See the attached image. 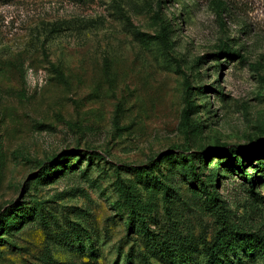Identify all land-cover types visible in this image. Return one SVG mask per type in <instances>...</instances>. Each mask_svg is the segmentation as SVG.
<instances>
[{"label":"rangeland","instance_id":"rangeland-1","mask_svg":"<svg viewBox=\"0 0 264 264\" xmlns=\"http://www.w3.org/2000/svg\"><path fill=\"white\" fill-rule=\"evenodd\" d=\"M263 145L264 0H0V218L23 215L0 264H175L149 240L167 232L204 264L221 219L264 236ZM177 152L211 157L187 178ZM53 158L73 170L39 180Z\"/></svg>","mask_w":264,"mask_h":264},{"label":"trees","instance_id":"trees-1","mask_svg":"<svg viewBox=\"0 0 264 264\" xmlns=\"http://www.w3.org/2000/svg\"><path fill=\"white\" fill-rule=\"evenodd\" d=\"M226 57L233 55V52H227L224 54ZM191 113L190 108L187 106L182 112L183 119L187 120L188 115ZM264 151V145H263ZM212 154L222 156L227 159L229 164L220 165V168H224L225 171H236L239 177L244 181V183L249 184V188L252 187V180L247 179V172L244 171L243 159L246 154L242 149L237 146L226 145L220 151L214 149ZM262 153L261 147L252 146L251 155L260 156ZM264 153V152H263ZM250 155V156H251ZM176 164H179L187 178H196L202 174L205 169V163L208 157L211 155L207 153H196V152H177L174 154ZM249 157V156H247ZM54 162H58L57 158H53L49 161L44 162L40 167V173L38 179L41 181H54L55 177H59L66 173L68 170H73V167L66 166L63 162L58 163L57 168L52 173H47V170L53 167ZM154 164L149 163L143 169L151 172L153 170ZM264 166V164H263ZM220 176L219 168H214L213 172L208 176V186L210 188V195L214 201H219V194L214 189V184L217 178ZM170 181V178L169 180ZM161 189H165V194L171 190L168 184H160ZM122 192L127 200L130 199V194L127 186L121 185ZM8 217H12L9 216ZM23 215L19 217L12 218L10 220L0 218V230H13L22 223ZM221 219V218H220ZM131 230V227L128 228ZM149 235L146 233V236ZM179 234L165 233L159 239V236L150 235L149 240L152 241L153 247L158 248L157 253L163 258L173 261L175 264H186L188 257L195 251L192 243L185 238L179 237ZM203 254L205 257L204 264H228L231 263L230 255L234 257L238 255L240 251L244 252L246 255L257 257L261 260V264H264V236L252 233H246L239 231L237 228L228 225L225 220L221 219V227L212 243L203 245Z\"/></svg>","mask_w":264,"mask_h":264}]
</instances>
